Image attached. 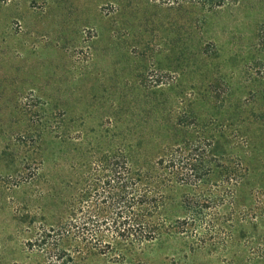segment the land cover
<instances>
[{"label":"rangeland","instance_id":"rangeland-1","mask_svg":"<svg viewBox=\"0 0 264 264\" xmlns=\"http://www.w3.org/2000/svg\"><path fill=\"white\" fill-rule=\"evenodd\" d=\"M214 2L0 0V264L43 263L33 229L86 184L102 191V157L145 172L183 145L212 168L191 190L207 215L142 259L264 264V0ZM176 188L167 224L183 217Z\"/></svg>","mask_w":264,"mask_h":264},{"label":"trees","instance_id":"trees-1","mask_svg":"<svg viewBox=\"0 0 264 264\" xmlns=\"http://www.w3.org/2000/svg\"><path fill=\"white\" fill-rule=\"evenodd\" d=\"M224 1L215 0L209 7H220ZM210 167L188 145L172 149L145 172L133 169L118 153L102 157L96 166L107 177L102 191L86 184L69 215L35 227L26 246L42 264H87L98 259L105 264H146L142 252L149 244L169 232L188 238L206 217L208 197L191 190L202 186ZM224 169L229 177L234 175ZM175 186L185 190L179 202L183 217L167 224L159 210L165 192L177 190Z\"/></svg>","mask_w":264,"mask_h":264}]
</instances>
